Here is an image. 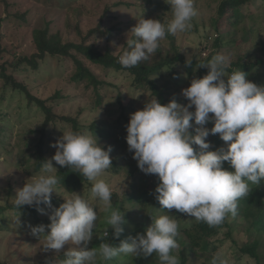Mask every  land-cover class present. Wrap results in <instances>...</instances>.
Listing matches in <instances>:
<instances>
[{"label":"clouds","instance_id":"9594fccd","mask_svg":"<svg viewBox=\"0 0 264 264\" xmlns=\"http://www.w3.org/2000/svg\"><path fill=\"white\" fill-rule=\"evenodd\" d=\"M165 3L170 5L171 13L167 22L142 14L136 18L118 55L117 62L123 68L137 67L154 56L168 35L192 29L199 15L195 0ZM192 61L187 54L185 65L191 66ZM229 63L228 57L217 53L198 64L208 71L202 77L193 76L181 90L187 103L171 99L161 104L153 95L143 108L130 114L125 126L128 150L143 173L158 177L155 198L166 210L151 217L143 234L129 236L118 245L103 239L108 237L109 227L113 238H119L126 223L124 212L113 206L112 188L102 178L112 167L110 145L102 147L92 131L72 128L63 130L50 143L54 154L41 162L39 172L26 179L12 199L16 209L35 207L44 214L41 205L52 208L50 223L28 225L31 236L43 238L44 252L52 250L54 257L63 253L62 264H97L98 258L107 262L122 254L155 255L158 264H181L177 241L180 225L167 213L176 210L209 227L222 224L229 214H237L239 201L251 192L250 185L264 181V84L252 82L240 68L229 72ZM209 121L211 128L205 127ZM210 134H218L225 145L210 150ZM53 162L82 174L91 183V197L102 201L106 227L95 234L102 240L98 248L88 247L98 219L89 199L71 191L53 208L52 195L58 193L56 186L60 183ZM224 162L231 170L224 167ZM65 245L69 247L65 249ZM46 264H54V259ZM210 264H227V260L216 254Z\"/></svg>","mask_w":264,"mask_h":264},{"label":"rangeland","instance_id":"374dc122","mask_svg":"<svg viewBox=\"0 0 264 264\" xmlns=\"http://www.w3.org/2000/svg\"><path fill=\"white\" fill-rule=\"evenodd\" d=\"M117 1L119 0H0V18H2L0 22V45L5 49L4 57L0 58V64L12 53H33L35 46L31 40L32 32L34 29H41L46 25H48L50 33L60 34L63 41L79 42L80 36L75 33L74 27H71L70 24L79 22L80 28L86 31L96 25L106 4L111 5ZM125 1L132 2L131 9L122 7L117 10L112 8L109 14L111 20L107 22L108 25L118 24L121 28L120 34L113 36L111 41H107L103 36L98 35L95 39H88L87 42H95L100 48L109 46L114 53L118 52L122 40L126 39L127 35H131L129 31L136 24V18L141 14L144 15L145 12L141 0ZM158 1L163 2L165 0ZM218 2L219 0H195L199 15L194 18L192 29L175 35L176 45L185 56L187 54L197 55L198 59H201L210 52L208 44L216 36L210 25V18L215 16ZM77 6L82 10V13H73L72 8ZM159 12V9H156L151 15L155 16ZM170 15L169 10L161 17L167 21ZM241 15V22L235 29H232V33L223 32L224 34L221 35L224 37L222 47L219 48V52H216V54H224L229 61H235L240 54L247 52L248 49L254 50L257 55H264V50H260L261 44L264 43V0H253V2L242 6ZM147 18L153 17L148 16ZM244 28L247 30V40L241 43H229L230 40L239 39L243 36ZM205 34L208 35L209 43L203 42L202 36ZM160 46L165 52L169 47V39L166 38L161 41ZM39 66L40 68L36 72L17 70L14 77L20 82L23 81L33 95L48 101L47 104L52 105L54 111L60 116H77L79 115L78 112H81L79 119L85 125V131H92L98 138L97 142L102 139L101 134L103 137L108 134L107 127L116 123V120L120 118L119 101L122 104L131 105L130 103H132L133 109L126 112L129 117L135 110L143 108L144 103L150 99V96H153L149 91L134 90L131 83L132 77L127 73L110 71L105 76L102 68L91 65L92 71L98 74V78L107 82V85L101 90V104L97 105L92 88H87L85 81L76 82L73 79L75 67L71 61L64 62L63 66H60L57 57L46 56ZM179 72L181 73L180 78L176 80L171 78L168 71L156 75V80L164 91V96L168 102L175 99L178 103L185 104L187 100L183 97L181 90L189 85L193 76H198L196 73L188 76L182 68H179ZM56 91H61L63 95L54 97ZM138 93L141 94L137 98L132 97ZM43 119L44 115L36 102L29 101L23 93L5 87L0 81V123L6 128L5 142L0 145V204L8 202L7 199L12 202L15 190L22 187L26 179H30L31 176L39 172L34 170V158L28 148L37 139L39 135L37 131ZM92 124L95 125L93 130L89 128ZM54 125L48 129L51 132L52 143L62 135L63 130L69 128L60 122ZM117 154L120 155V158L117 159L114 155L111 158L115 157L117 160L118 167H120L119 171H116L117 174H115L111 170L113 168H109L103 173L102 178L110 185L113 192L121 194L128 192L129 180L132 177L130 174L137 175L142 171L138 168L137 162L127 148H120ZM152 176L154 174H149L145 178L146 189L143 191L146 195L144 204L148 209L151 208L153 202L152 188L147 185ZM56 188L58 193L54 194L63 193V190L58 186ZM76 192L88 198L90 203L94 205L98 215L96 226L101 227L98 224L105 223L106 215L103 212L102 201L93 199L91 188L87 186L80 187ZM136 207L134 204H128L127 209L130 210L131 217L138 219L141 214L139 210L135 209ZM141 212L146 213L147 209L144 208V211ZM149 219L151 220L150 217ZM194 219L181 214L177 220L180 225L179 230L181 231V227L187 223L190 225ZM231 221L229 216L228 222ZM134 223L127 220L123 225L125 240L129 236H136L130 232L134 228ZM249 223L248 219H240L238 223L231 226L229 234H227V227L222 228L217 235L209 239L210 242H216V249L211 253H202V255L198 247L193 252L188 251L185 237L179 235L180 237H177L180 244L179 252L184 251L188 260L187 264H210L213 255L216 254L222 255L227 260V264H264V235L250 229L248 231L246 228H248ZM24 225L21 223L17 225L16 217L12 216L8 225L2 228L3 231H0V257L9 259V253L13 260H18L14 264H44L51 259H54L55 264L56 259L60 258L61 254L54 257L52 250L44 252L42 250L43 238L37 240L31 236L28 226L26 229H22ZM104 227H106V223L102 225L101 229H96L88 245L89 248H98L95 244L97 237L95 234L101 232ZM139 233L142 234V232ZM255 240L259 243L256 248V259L240 251L242 248L253 244ZM67 247L69 245H65V249ZM15 248H18L17 252L14 251ZM98 260L99 258L97 264ZM122 263L121 255L117 257L115 264Z\"/></svg>","mask_w":264,"mask_h":264},{"label":"trees","instance_id":"16d2710c","mask_svg":"<svg viewBox=\"0 0 264 264\" xmlns=\"http://www.w3.org/2000/svg\"><path fill=\"white\" fill-rule=\"evenodd\" d=\"M253 2V0H219L215 16L210 18V25L215 31L216 36L214 37L212 42H208V35H204L203 42H208V46H210V52L205 58L198 59L197 55L192 56L193 61L191 66L185 65L186 56L181 52L179 47L176 45L175 36L168 35L169 39V47L164 52L162 46L159 47L157 53L154 56H151L147 61L141 62V64L134 68L125 69L123 68L117 61L118 55L120 54L123 47H125L124 43L126 39H123L118 52L114 53L113 49L109 46L104 48H100L98 44L95 42H87L88 39H95L98 35L103 36L107 41H111L113 36L119 35L121 32L120 26L118 24L108 25L107 22L111 20L109 14L112 8L121 9L122 7L125 9H131L132 2H128L125 0H119L117 2H113L111 5L106 4L104 9L101 12V15L94 27L83 31L79 22L75 24H70L71 27H74V31L77 35L80 36V41L75 42L71 40L63 41L62 37L58 33H50L48 30V25L41 29H34L32 32V42L35 46V51L31 54H23V53H12L7 59H5L0 64V81L5 87H9L11 89H15L20 91L25 95V97L29 101L36 102V105L40 108L44 115V119L37 131L39 134L35 142H33L29 149V152L34 158V170L39 171L41 162L45 159L51 158L54 154L55 149L50 147V143H52L51 132L48 131L51 125L57 124L58 122L62 124H66L69 128L74 130L85 131V125H83L79 119L81 112H78L79 115H59L56 113L52 107V105H48L46 100L36 97L30 91L28 86L23 81H18L14 77V73L19 70H32L36 72L39 70L40 62L46 57H57L59 59V65L63 66L64 62L71 61L74 64L75 70L73 73V79L76 82H86V87H91L94 91L95 95V103L100 105V101L102 99L101 90L105 85H107L106 81L103 79H99L98 74L94 73L91 69V65L99 66L103 69L105 76L108 75L110 71L113 72H125L132 77V86L136 91H149L152 95H154L161 104L168 103L167 98L164 96V91L159 86L156 80V75H161L164 71L170 72L171 78L175 80L180 78L181 73L179 72V68H182L188 76L197 74L198 77H202L208 71L206 67L197 66L200 63L207 62L216 52H219V48L222 47L224 37L223 32L232 33V29L241 22V8L242 6ZM143 4V8L145 9L144 18L151 16L156 19H160L163 22H167L166 19L161 17L162 14H165L166 11L170 10V5L165 3V1L160 2L158 0H141ZM135 8V6H134ZM159 9V13L155 16L151 15ZM72 11L74 14L82 13V10L77 6L73 7ZM139 17V16H138ZM133 20V18H131ZM2 18H0V22ZM244 35L239 39L230 40L229 43H241L247 40V30L243 29ZM202 43V42H199ZM204 46V45H203ZM207 47V46H204ZM209 48V47H208ZM260 50H264V43L261 44ZM3 52L5 49L0 45V58L4 57ZM228 71L235 70L240 68L243 72L247 73V78L252 82L261 85L264 84V55H257L255 51L248 49L247 52L240 54L235 61H229ZM177 82V81H176ZM63 95L61 91H56L54 97H61ZM121 111L120 118L116 120V123L107 127L108 134H101V140L98 141L102 147L107 148V146L112 147V151L110 156L114 155L118 159L120 155L117 154L120 148H127L128 145L126 142V124L128 123L129 117L127 113L129 110H132V103L122 104L119 101ZM55 126V125H54ZM205 127L211 128L212 122L209 121ZM91 130L95 128V125L92 124L89 127ZM191 131V130H190ZM5 132L6 128L3 124L0 123V145L5 142ZM105 139V141H103ZM121 139V141H120ZM207 140L211 144L210 150H215L218 147L224 146L225 142L221 140L219 135H209ZM196 147V146H194ZM53 166L57 168V176L60 179V183L57 185L60 189L63 190L61 194L52 195V206L53 208L58 207L60 203L63 202V195H70L71 191H76L80 187H89L91 188V183L82 176L79 172H73L71 169H67V167H60L53 162ZM224 167L231 170V166L224 162ZM113 168V169H111ZM116 173L119 171L120 167H118L117 160L115 157L112 158V167H110ZM110 170V171H111ZM137 171V170H136ZM141 172V171H140ZM132 177L129 180V189L128 192L125 193H117L112 192V203L114 207L119 208L124 212L125 221L129 220V222H135L134 228L130 230L131 233L137 234L139 232L144 233L145 229L151 224V220L149 217H156L159 214H163L166 212L165 209L160 208L159 202L155 198V188L159 183L157 176H152L147 185L151 186L153 202L151 208H147L144 204L146 201V195L144 194V190L146 189V180L149 174H145L143 172L139 174H130ZM147 175V176H146ZM251 192L246 198H243L239 201V206L237 209V214L235 216L228 215L224 222L216 227H209L206 223L202 221H197L194 219L190 225L187 223L181 227L180 235L185 237L186 249L190 252L195 251V248L198 249L202 253H211L216 249V242H210L209 239L214 237L219 233L222 228H228L227 234L230 232V228L234 223H238L240 219H248L250 221L248 228L253 230L259 234L264 235V181L261 182L260 185H250ZM88 199V198H86ZM8 202L4 204H0V231H3L2 228L5 225H8L10 218L12 216L18 217L21 224H25L22 229H26V226L29 224L39 225L44 224L47 225L50 223L48 216L52 211V208H48L45 205H41L44 209V214H41L36 210L35 207L23 206L19 209H16L12 202L7 199ZM128 204L136 205V210H139L140 214L138 219L131 217L130 210L128 211ZM139 208V209H138ZM144 208L147 209L146 213ZM141 210V211H140ZM172 215L175 219H179V216L183 213L177 212L176 210H172L171 213H167ZM231 217L232 221L228 222V217ZM24 222V223H23ZM105 223H99L102 225ZM8 227V226H7ZM101 227H97L94 229H101ZM123 227V225H122ZM5 230V229H4ZM109 236L103 238L105 241H111L113 244H119L120 240H125L124 232L121 234L119 238H113L112 229L109 227ZM102 231V230H101ZM180 237V236H178ZM216 241V240H215ZM96 247L102 242L101 238L96 237L95 239ZM221 243V241H220ZM258 241L255 240L253 244H250L240 251L249 254L251 257L256 259V248L258 245ZM15 252L18 251V248H15ZM8 253L9 259L0 257V264H14V262L18 260H13L11 255ZM19 255V254H17ZM181 258V264H187V258L183 252H179ZM123 263L122 264H158L157 258L155 255L149 257H132L131 255H123ZM64 259L63 253H61L60 258L56 259L55 264H62ZM117 258H114L110 261H103L101 259L98 260V264H115ZM46 264V262L44 263ZM259 264V263H257Z\"/></svg>","mask_w":264,"mask_h":264}]
</instances>
